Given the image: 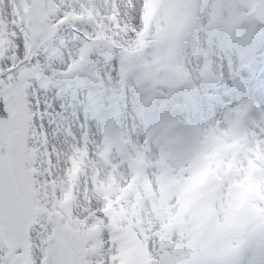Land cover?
Returning <instances> with one entry per match:
<instances>
[{"label":"clouds","instance_id":"clouds-1","mask_svg":"<svg viewBox=\"0 0 264 264\" xmlns=\"http://www.w3.org/2000/svg\"><path fill=\"white\" fill-rule=\"evenodd\" d=\"M131 2L129 24L108 29L112 56L96 79L116 93L132 89L138 119L154 101L159 111L140 136L114 126L112 164L97 159L83 187V176L60 182L58 206L113 242L114 264H126L132 244L133 264H264V111L242 91L237 103L193 115L198 98L230 80L220 74L221 48L264 40V13L250 0ZM10 7L0 0L5 16ZM6 41L0 28V47L16 49ZM180 89L189 95L177 103ZM103 142L95 139V151Z\"/></svg>","mask_w":264,"mask_h":264},{"label":"snow or ice","instance_id":"snow-or-ice-1","mask_svg":"<svg viewBox=\"0 0 264 264\" xmlns=\"http://www.w3.org/2000/svg\"><path fill=\"white\" fill-rule=\"evenodd\" d=\"M6 4L11 7L6 16L0 12V28L6 43L14 39L17 47H0V264H114L113 242L103 233L94 238L87 224L81 223L82 217L57 203L60 182L70 167L68 157L82 143L90 153L95 144L89 143L92 139L86 134L77 138L71 133L65 143L58 144L44 120L35 85L67 79L85 66L91 71L95 53L111 57L108 29L119 31L129 24L134 5L131 0H73L71 4L7 0ZM248 6L264 13V0H250ZM65 26L83 28L78 40L65 42L75 50L69 51L60 68L42 67L40 51ZM226 72L220 68L221 75ZM227 73L230 80L217 87H244L240 71ZM204 75L206 79L214 76L207 55ZM250 106L264 111L254 103ZM111 133L106 131L104 138ZM89 170H84L81 187L88 182Z\"/></svg>","mask_w":264,"mask_h":264},{"label":"rangeland","instance_id":"rangeland-1","mask_svg":"<svg viewBox=\"0 0 264 264\" xmlns=\"http://www.w3.org/2000/svg\"><path fill=\"white\" fill-rule=\"evenodd\" d=\"M5 3H6V0H5ZM69 37V36H68ZM75 49H73L74 51ZM94 54L92 55L91 59H94ZM62 58L65 59V61L63 59L60 60L61 61H64L63 64L60 63V67L63 66L66 62V55L65 54H62ZM51 65H53L54 63H50ZM62 85V83H61ZM37 92H38V97L40 99V101L42 103H44V101H46V98L47 97H50V99L52 101H55V107L57 108V113H56V121L55 123L51 126L49 123H47V127L48 128H51L52 130L54 129L55 131L58 129L59 132H61V134L64 136V137H68V134H67V131L69 133H71L72 136H75V134L78 135L77 138H79L81 136V131L78 129L77 131V124H82L84 127H88L90 128V124L88 122H78L77 119L72 115V111L71 109H68L66 108L65 106V100H63L66 96H67V92L68 91H65V92H60V94L62 96H64V98H61L58 94L56 93H48V92H43L41 88H37L36 89ZM49 95V96H48ZM73 95V94H72ZM50 101V100H49ZM61 101H63V104L61 103ZM58 113H62L63 114V117L61 119V121H59L58 119ZM64 128V129H62ZM54 130L52 131V135L54 134ZM62 130H65V131H62ZM83 135H85L86 133L83 132L82 133ZM54 137V136H53ZM76 137V136H75ZM69 138V137H68ZM56 139V142L58 144H63L65 142H60V137H55ZM93 151H95V149H93ZM96 152V151H95ZM85 153V157L83 158V154ZM89 156V148H88V145H85V144H81L80 147L76 148L75 149V152L73 155H70L68 157V160L70 161V164H74V165H80L82 164L80 161H75L77 158H80L81 159H86V156ZM69 170V168H68ZM68 172V171H67ZM65 173V179L68 175V173ZM62 182V181H61Z\"/></svg>","mask_w":264,"mask_h":264},{"label":"bare ground","instance_id":"bare-ground-1","mask_svg":"<svg viewBox=\"0 0 264 264\" xmlns=\"http://www.w3.org/2000/svg\"><path fill=\"white\" fill-rule=\"evenodd\" d=\"M255 86H256V84H255ZM103 149H104V147H103ZM104 153H105L107 159L110 161L111 160V157H112V153H110L109 151H107V149H104ZM95 157H96V159H93V167L91 165V167L89 169H95V171H99V169L97 167H94L96 165V160L99 159V160H102L105 164H107V163H106V161L104 160V158L102 156L96 155ZM126 255H128V253H126ZM126 264H133V263L126 262Z\"/></svg>","mask_w":264,"mask_h":264}]
</instances>
